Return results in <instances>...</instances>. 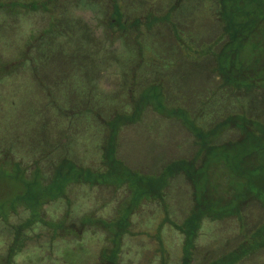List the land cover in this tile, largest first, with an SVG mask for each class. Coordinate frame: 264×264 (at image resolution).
<instances>
[{
    "label": "rangeland",
    "instance_id": "374dc122",
    "mask_svg": "<svg viewBox=\"0 0 264 264\" xmlns=\"http://www.w3.org/2000/svg\"><path fill=\"white\" fill-rule=\"evenodd\" d=\"M86 2L79 0L75 4L68 2L62 5L59 29L66 32L60 36L57 33L50 34L37 45V52L34 51L35 56H40L38 68L42 82L46 84L44 87L35 80L26 63L17 73L8 74L7 78L2 70L11 67L14 58L23 53L26 39L34 29L46 25L48 16L42 12L25 16H7L0 12V152L10 145L13 151L11 157L6 155L0 160V216L9 217L14 208L15 214L10 215L9 222L17 223L28 215L29 209L23 206L26 202L37 208L34 202H38V198H27V192L41 188L47 180L45 177H50L47 166L51 161L49 155L36 173L35 169H25L14 159L31 164L29 161L32 157L40 156L50 147L54 149L57 142L61 143L58 135L62 133L61 126H65V123H60L57 104H81L84 99L82 92L86 89L90 90L88 101L97 104L98 99L106 101L104 95L112 100L113 97L120 98L121 93L128 88L130 80L126 68L134 59L127 46L131 37L125 33L113 40L109 39L101 22L104 6L94 1ZM243 4L250 3L239 0L233 2L230 8H241ZM166 5V2H160L157 6L156 0H146L145 10L149 13L157 6L159 12H163ZM212 6V0H183L172 12L175 31L181 38L191 42L187 44L186 55L166 20H160V25L145 35L147 55H152V50H156L168 59L170 65L173 60V65L157 68L145 63L136 70L134 91L141 90V94L133 106L139 107L143 102L151 101L148 95L158 89L151 83L163 75L165 80L161 85L164 84L163 89L165 86V99L170 107L174 104L183 105L188 116L198 115L196 120L207 126L227 113L244 111L258 121H252L249 125L258 127L259 136L248 134L242 139L238 137L237 129H227L215 141L216 145H210V152L207 148L203 149L205 154L196 161L199 166L182 164L179 167L182 170L169 175L172 169L169 163L174 159L189 160L197 152L198 145L194 142L193 134L179 119L162 116L147 107L139 120L114 131L116 136L112 142L116 143L117 148L116 160L112 162V158L109 159L111 168L114 165L111 175L117 183L118 178L123 180L128 177V186H113L117 189L111 188L112 185L107 186L109 184L80 187L69 220L59 226L55 223L61 222L56 217L61 201L48 203L45 207L52 216L47 215L48 226L37 223L36 228L29 230L27 242L21 239L22 252L12 258L7 248L0 253V264H11L12 261L21 264L32 263V260L36 262L41 260L45 249L51 255L46 261L40 262L43 264H94L99 249L104 250L105 257L113 252L116 255L118 249L119 264H179L183 247L188 245L187 238L190 236L174 227V222L183 224L190 234L194 231V222L198 224L197 234L192 238V264H226L228 261L231 264H264V87L257 93L248 91L247 98L225 86L218 90L215 73L211 70L212 56L209 53L200 55L203 49V53H206L210 52V47L212 50L220 47L222 55L225 53V60L234 53L240 62L237 68L242 70L241 65L244 63L245 66L254 65L248 70V75L255 73L256 79H262L264 44L254 46L253 42L260 37L257 34L263 33V26L257 27L259 31L246 33L243 30L248 27H238L236 24L235 28L238 27L237 30L240 29L242 34L235 32L233 39L228 42L226 34H220V22ZM262 15V9L256 12V17ZM217 39L218 42L213 46L212 42ZM147 47H150L149 50ZM196 52L201 57L197 58ZM107 55H111L114 60L109 62L105 58ZM72 58L77 60V68ZM98 91L103 96L95 98ZM114 101L117 102H110L120 112L116 106L120 101ZM102 108L100 115H108V111ZM91 115L85 112L79 119L84 118L86 122L79 123H87L91 131L88 134L96 135L99 139L100 126L98 122H93ZM110 123L109 128L115 122ZM110 135L106 145L110 144ZM89 146L83 148L78 141H70V150L78 153L79 162L101 168V163L96 162L98 154L95 147ZM184 172L189 179L185 178ZM165 175H168L167 186L160 200H155L156 197L152 198L150 194L157 187L156 181H160L161 177L163 180ZM34 177L38 182L29 187L26 181ZM109 177L107 173V179ZM72 185L75 184L69 186ZM107 196L113 197L112 200L105 202ZM101 201L105 204L95 213L99 219L109 221L104 223V227L96 228V233L88 230L81 242L67 241L68 238L57 235L48 238L47 233L52 231L70 233L74 227H69V224L87 216ZM240 206L236 213L235 210ZM203 212L211 213L214 218L202 216L197 219L196 215ZM122 224L125 232L124 229L119 230ZM77 226L84 228L80 224ZM104 232L108 233L107 246ZM257 242L263 243L262 246L252 244ZM245 246L252 247L248 253L243 252ZM84 250L88 257L84 256ZM54 254L60 256L54 257ZM99 264L106 262L101 261Z\"/></svg>",
    "mask_w": 264,
    "mask_h": 264
},
{
    "label": "trees",
    "instance_id": "16d2710c",
    "mask_svg": "<svg viewBox=\"0 0 264 264\" xmlns=\"http://www.w3.org/2000/svg\"><path fill=\"white\" fill-rule=\"evenodd\" d=\"M86 3H90L94 1L95 3L102 4L103 9V16L101 18V22L104 26V30L106 34L108 35V38L113 40L115 37L119 36L120 34L128 33L130 35V40L127 43V46L129 50H131L130 53H132V57L134 58L131 63L129 62L128 68H126L128 72V88L123 93H121L120 98H114V100H119L120 103L117 104L118 109H120V112L116 111L112 99H109L107 95L105 96V100L101 102L99 99L96 103H90L88 101V95H90V90L86 89L85 91H80L84 95L83 102L80 104H70L69 106H63L60 104L58 105V113L57 115L60 116V123H65V126H61L62 133L58 135V139L61 141L59 144L55 145L54 149L58 148V151L53 152V147L48 148L49 150H46L43 152L40 156L32 157V159L28 162H22L20 159L15 158L14 160L18 162L20 165L23 166L25 169H35V173L39 171V166L42 163H45L46 156H50L51 161L47 164L48 169L50 170L49 176L45 177L47 180L45 183L41 186L39 189H33V192L29 191L27 192V198L33 197L38 198V202H34L37 208L31 207V205H28L27 202L23 205L24 208L29 209L28 215L23 218V220H20L17 223L9 222V217L12 214H15V209L12 208L11 214L9 217L7 215L0 216V253L2 254L9 248L10 255L12 258H15V256L18 253H21L24 248H20L21 246V239L27 242V239L30 235L29 230L36 228V224L39 223L44 227H47L49 221H47L49 213L46 210V205L48 203H53L56 201H61V206L58 208L59 212L57 213L56 217H59L61 219L60 223H55L58 226L61 224H64V221L69 220V216L72 212V204H74L77 193L79 191V188L84 185H99V186H105L106 184H109L107 186H111L113 189V186L116 187H126L128 186V177H125L123 180L118 178V183L115 182V177H112L113 173V166L111 168L109 159L112 158V162H114V159L116 160V143L112 142L115 138L114 131L116 129L125 125H128L129 123H134L135 121L140 119L141 113L149 107L150 109L158 112L162 116L167 117H176L180 120V122L193 134L194 136V142L197 143L198 149L197 152L192 155L189 160L188 158H181L179 160L174 159L169 164L171 169V172L169 175H173L175 172H178L180 169L179 167L182 166V164H186L188 166H199L197 164L198 157L201 158V155L203 156L205 154L204 150L207 148V151H211L210 145L213 147L216 145L215 141L221 136V134L230 128L237 129L239 133V138L242 139L245 136L252 135L253 137L259 136L258 127L253 128L249 125L250 122H258L257 120H254L253 118L249 117L247 113L244 111H232L230 113L232 114H225L222 118L216 120L210 125H205L203 122H199L196 120L198 118V115L191 114V116H188V114L185 111V108L183 105L174 104L172 107H170V104H167L165 96V86L163 89V85H161L162 81L165 80L164 76L156 78L157 80L152 81L151 86H158V89L151 91V93L148 95V97L151 99V101H145L142 105L139 107H134L133 104L137 99V96L141 94V90L134 91V85H136V70L141 67V65L144 66L145 63H149V66H157V68H164L166 66L170 67L173 65V60H171L172 65L168 63V59L159 54L156 50H152V55H147L146 49H145V43H144V37L148 33H150V30L153 29L156 26H159L160 20L164 21L166 20V23H168V28L171 27V30L174 31V36L176 42L179 43V45L182 47L183 53L186 55L187 52V44H190L185 39L181 38L182 36L175 31V21L171 20L172 12L175 11L180 3L183 0H156L157 6L160 2H166L167 5L164 7L163 12H159L157 6L155 8H152L149 13H147L146 9V0H86ZM239 0H212V5L214 6V11L216 19H219L220 22V34L224 36L226 34L228 42H230L233 37L235 36V32L237 34H242L240 29H238L239 25H242L243 27H248L247 30H243L246 33L250 32H256L259 31L257 29L258 26L261 27L263 33H259L257 35H260L259 38H256V41H254V46L264 44V0H247L250 4L245 5L241 8H230V5L233 2H236ZM78 3L79 0H0V12H3L5 14H8L7 16H16L21 15L25 16L29 13H36V12H42L45 13L47 18V23L42 28L34 29L29 37L25 41V45L23 47V53L22 50L20 51L22 54L20 56H17L14 58V60L10 63L11 67L8 69L2 70L4 72V76L6 77L8 74L17 73V71L23 66H25V63L28 67L32 70V75L34 76L35 80L44 86L46 84L42 82L43 80L40 77V71L39 67V55L35 56L34 51L38 50L37 45L44 40L45 38L49 37L50 34L57 33L59 36L64 35L66 32L64 29L62 30L60 27V24L62 23L61 18V6L65 5V3ZM143 2V3H142ZM9 3V4H8ZM212 6V7H213ZM263 10V15L261 17H256V12ZM230 12V13H229ZM162 13V15H161ZM236 19H242L241 21H236ZM233 21L235 23H233ZM238 24V27L235 28V25ZM170 31V29H169ZM242 31V32H243ZM63 32V33H62ZM236 34V35H237ZM183 39V40H182ZM143 40V42H142ZM186 42H185V41ZM188 40V39H187ZM215 41V40H214ZM212 42L213 46L218 42V39L216 42ZM190 47V45H189ZM147 47V50H149ZM210 52H205V49L202 50V53H200L201 56L206 55L209 53L212 56L213 63L211 65V70L215 73V77L217 80V89L220 90L222 87H227L230 91H236L238 94H244L242 95L243 98H247L249 96L248 91H256L252 93L260 92V88L264 87V77L262 79H256L257 74L250 73L248 75V70L254 68V65H248L245 66L246 63L242 64L241 67L243 68H237L240 64L239 61H237L234 53L231 57H228L227 60L224 59V54L222 55V50L219 47L216 50H212V47L208 48ZM193 51V50H192ZM37 52V51H36ZM151 52V51H150ZM149 52V53H150ZM157 52V53H156ZM199 52V51H198ZM196 52L197 58L201 57L199 53ZM151 54V53H150ZM207 54V55H209ZM199 55V56H198ZM191 57V56H190ZM106 59H109L108 61H113L114 59L111 57V55L105 56ZM171 58H169L170 60ZM236 59V60H235ZM72 62L77 68L76 64L77 60L75 58H72ZM95 65L97 63L93 62ZM113 64V63H110ZM142 66V68H143ZM141 68V69H142ZM124 70V69H123ZM239 70V71H238ZM231 75V77H229ZM248 75V76H247ZM250 77V78H249ZM7 78V77H6ZM219 81V82H218ZM161 86V88H160ZM222 86V87H221ZM92 87V86H90ZM221 87V88H220ZM46 88V87H45ZM46 90V89H45ZM239 90V91H237ZM94 91V90H93ZM101 91V90H100ZM240 92V93H239ZM96 97L103 96L101 92H96ZM124 94V95H123ZM111 95V94H110ZM241 97V96H240ZM263 97V96H262ZM242 99V98H241ZM240 100V99H239ZM93 101V100H92ZM113 101V102H110ZM156 101V103L154 102ZM106 102V104H104ZM180 103L179 101H177ZM113 104V105H112ZM116 104V103H115ZM106 105V106H105ZM112 107L109 109L108 107ZM105 109V111H108V115L101 116L100 115V109ZM120 107V108H119ZM134 107V108H133ZM181 110V111H180ZM92 114L93 122H98V125L100 126V132L98 134L99 139H97L96 135H89L88 133L91 132L89 129V126L79 123V122H86L84 118L79 119L80 116L84 115V113ZM94 114V115H93ZM100 115V116H99ZM225 116V117H224ZM236 118V120L233 121V119ZM81 120V121H80ZM110 121L115 122L114 127H110L111 125ZM79 123V125H78ZM264 123V122H263ZM235 125V126H234ZM121 129V128H120ZM68 130V132H67ZM112 131V135L111 134ZM71 134V135H70ZM110 135V144L106 145L107 139ZM236 137V138H238ZM238 138V139H239ZM234 139V138H233ZM78 141V143L83 147H95L97 154L96 157H98L97 161L98 163H101L102 169L97 168V165H94V167H91V163L88 165V163L79 162L77 159L81 160L78 157V153L72 152L70 150V141ZM11 145L9 148L3 150L0 152V160L5 157L6 155L8 157L12 156V149ZM53 155V157H51ZM6 156V157H7ZM95 157V158H96ZM87 164V165H85ZM106 167V168H105ZM63 171V172H62ZM107 173L110 175L109 179H107ZM185 174V172H184ZM168 175H165V178L162 177L159 179L160 181H156V186L153 188L152 193L150 194V197H156L155 200H160L162 193L164 192L163 189L167 186V180ZM185 178H187V174H185ZM189 179V177L187 178ZM56 181H59V183H56ZM154 181V180H153ZM38 180L36 177L33 179H28L26 183H28L29 187L33 184H36ZM77 183V184H76ZM71 184H75L72 186H69ZM154 184V183H153ZM152 184V185H153ZM34 186V185H33ZM69 186V189H67ZM76 186V187H75ZM39 195L38 197H36ZM108 198L105 199V202L107 200H112L113 197L107 196ZM40 198V200H39ZM23 202V201H22ZM105 202L101 201L98 203L95 208H92L89 213H87V216L82 217L78 220H73V223L69 224V227H74V229L67 234V232H55L52 231V233H47L48 238L52 239L56 235L58 237H61L63 239H66L67 241L70 240H76L78 242H81L83 236L88 230H91L92 233H96L97 229L104 227V223H106V219H99V216L95 212H97L99 209L103 207ZM242 206V205H241ZM238 207L236 211L241 208ZM56 212V211H55ZM50 216V215H49ZM197 219H199L202 216H205L204 218H214L211 213L203 212L199 215H196ZM52 217V216H50ZM187 217V216H186ZM189 217V216H188ZM187 217V218H188ZM58 219V220H59ZM47 222V223H46ZM63 223V224H62ZM78 224L82 225L84 228L80 229ZM174 227L178 228L184 235L185 233L188 234V241L187 244L183 247L182 256L179 260V264H192V248L194 247V244H192V238L197 234V227L198 224L194 222V231L192 234L188 232V230L185 229V226L181 223H175ZM97 228V229H96ZM124 229V230H123ZM119 230H123L125 232L124 224L120 225ZM123 232V233H124ZM199 232V231H198ZM28 233V234H27ZM37 234V232L35 233ZM40 234V233H39ZM107 232H104V238L106 241L107 238ZM41 235V234H40ZM107 246L109 242H105ZM255 243V242H254ZM255 246H262L263 243L257 242V244H254ZM122 244V241H121ZM192 244V245H191ZM252 248V247H250ZM248 247H244L243 252L248 253L251 249ZM119 250L120 246H119ZM16 251V252H15ZM118 249L116 250V255H114V252L110 254V256L105 257L103 254L104 250L101 251L99 249L98 254L95 258L94 264H99V262L103 261L106 264H119L118 259ZM15 252V253H14ZM84 256L86 255L85 250L83 251ZM242 253V254H244ZM241 254V255H242ZM50 252H48V249H45L42 251L41 254V260L36 259L30 261L32 263L29 264H43L40 263L41 261H46L45 259L50 258ZM60 255L54 254V257H57ZM87 256V255H86ZM88 257V256H87ZM120 258V257H119ZM35 262V263H34ZM57 263H60L58 261ZM231 261H228L226 264H231ZM11 264H21L18 261H12ZM163 264H169V263H163Z\"/></svg>",
    "mask_w": 264,
    "mask_h": 264
},
{
    "label": "crops",
    "instance_id": "0c3cea01",
    "mask_svg": "<svg viewBox=\"0 0 264 264\" xmlns=\"http://www.w3.org/2000/svg\"><path fill=\"white\" fill-rule=\"evenodd\" d=\"M172 118H175V117H172ZM199 118V117H198ZM175 119H178V118H175Z\"/></svg>",
    "mask_w": 264,
    "mask_h": 264
}]
</instances>
